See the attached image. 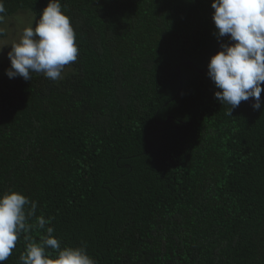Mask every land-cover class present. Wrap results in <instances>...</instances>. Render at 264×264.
<instances>
[{
    "label": "trees",
    "instance_id": "16d2710c",
    "mask_svg": "<svg viewBox=\"0 0 264 264\" xmlns=\"http://www.w3.org/2000/svg\"><path fill=\"white\" fill-rule=\"evenodd\" d=\"M3 3L35 27L48 0ZM60 3L79 49L62 79L0 77V196L96 264H264V103L215 98L213 0Z\"/></svg>",
    "mask_w": 264,
    "mask_h": 264
},
{
    "label": "clouds",
    "instance_id": "9594fccd",
    "mask_svg": "<svg viewBox=\"0 0 264 264\" xmlns=\"http://www.w3.org/2000/svg\"><path fill=\"white\" fill-rule=\"evenodd\" d=\"M213 21L220 51L211 57L207 75L217 89L215 98L230 106L227 115L242 101L253 98L254 110L262 106L261 92L264 84V0H213ZM6 12L0 0V22ZM3 32L0 30V35ZM2 51V49H0ZM79 53L71 18L62 11L60 0H48L35 27L24 28L19 42L11 44L8 58L9 78L23 77L31 80V73H41L46 78L62 79L66 65L74 63ZM30 207H27L29 206ZM37 202L17 191L0 196V264L12 255L21 233L33 228L46 229L39 241L27 235L22 264H96L86 246L61 247L53 235L52 217H36L35 225L28 220L36 216Z\"/></svg>",
    "mask_w": 264,
    "mask_h": 264
},
{
    "label": "rangeland",
    "instance_id": "374dc122",
    "mask_svg": "<svg viewBox=\"0 0 264 264\" xmlns=\"http://www.w3.org/2000/svg\"><path fill=\"white\" fill-rule=\"evenodd\" d=\"M33 23V19H30L25 14H20L15 19L6 17L0 22V30L3 32L0 35V49H2L0 51V77H7L6 70L11 66L8 58V52L11 51V44L19 42L24 28L29 26L33 27Z\"/></svg>",
    "mask_w": 264,
    "mask_h": 264
},
{
    "label": "water",
    "instance_id": "95a60500",
    "mask_svg": "<svg viewBox=\"0 0 264 264\" xmlns=\"http://www.w3.org/2000/svg\"><path fill=\"white\" fill-rule=\"evenodd\" d=\"M226 37H227V36H226ZM260 99H261V101L264 100V93L261 95ZM254 103H255V101H254L253 98H250V99L248 100V104H249L250 106H252Z\"/></svg>",
    "mask_w": 264,
    "mask_h": 264
}]
</instances>
